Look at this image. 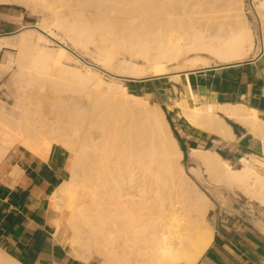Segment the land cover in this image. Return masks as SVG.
<instances>
[{"label":"bare ground","instance_id":"obj_1","mask_svg":"<svg viewBox=\"0 0 264 264\" xmlns=\"http://www.w3.org/2000/svg\"><path fill=\"white\" fill-rule=\"evenodd\" d=\"M244 0H0L45 10L37 29L0 38L14 65L13 104L0 99V164L17 145L46 157L54 145L73 154L71 177L51 200L72 256L98 264H197L213 242L214 203L186 173L184 152L165 112L116 78L74 61L42 33L61 30L94 58L137 80L233 65L264 54V0H255L262 38ZM35 31V32H34ZM56 36V35H55ZM44 44V45H43ZM139 62L142 64L140 65ZM113 68V67H112ZM114 68H116L114 66ZM120 68V69H119ZM174 73V74H173ZM170 107L198 129L232 139L220 113L258 130L243 105L199 104L185 93ZM264 147V145H263ZM70 154V153H69ZM189 172L223 204L240 195L264 208V157L232 163L215 148L190 149ZM0 264H23L0 247Z\"/></svg>","mask_w":264,"mask_h":264},{"label":"crops","instance_id":"obj_2","mask_svg":"<svg viewBox=\"0 0 264 264\" xmlns=\"http://www.w3.org/2000/svg\"><path fill=\"white\" fill-rule=\"evenodd\" d=\"M31 16L16 5L0 4V38H11L31 24ZM0 47V64L11 53ZM0 73V86L7 77ZM181 83L158 79L161 98L175 101L185 93L199 104L243 105L264 121V56L233 65L210 67L181 74ZM151 84V83H150ZM174 129L185 150L215 148L224 158L237 163L244 157H264V140L258 130L229 119L232 139L202 131L189 124L173 107ZM70 177V154L54 145L46 157L18 145L0 164V242L29 260L41 259L50 250V198ZM249 200H247V204ZM255 203V202H250ZM257 204V203H255ZM217 217L213 242L205 253L206 264H264V208L244 209L230 200ZM17 251V253H16Z\"/></svg>","mask_w":264,"mask_h":264},{"label":"rangeland","instance_id":"obj_3","mask_svg":"<svg viewBox=\"0 0 264 264\" xmlns=\"http://www.w3.org/2000/svg\"><path fill=\"white\" fill-rule=\"evenodd\" d=\"M243 5H244L245 10L248 12L249 22L251 23L253 30L256 28L258 30L259 35L262 38L263 37L262 36V23H261L256 5H255V0H244ZM17 7L20 10H22V12H25L32 17L31 18L32 24L27 29H35V30L40 31L37 28L40 27L39 22L41 19H43L44 15L46 14L45 10L40 9L39 12L35 13L29 9H26V8H23L20 6H17ZM51 20H52V18L49 17L46 19V22L49 25V27H51L53 29V32L56 36L51 35V33L47 32V30H45V32L42 31V33L50 40V42L52 44V46H49L50 48H54V47L57 48L59 46L64 47L68 51L70 57L74 60V61H71V60H67L66 58H62L61 61L63 64H65L67 62V63H70L72 66H75L74 62H78V67L81 71L84 70V68H83L84 66H89V67L95 69L97 72H99L105 78L106 81L109 80L110 78H116L119 82H121L123 85H125L127 87L129 92L134 93L136 95L144 96L146 99H148V101L151 104L159 105V107L162 108V110L165 112L167 120L169 121L171 128L175 134V129H174V125H173L175 115L173 112V108L170 107L169 104L164 102L163 99L161 98V95H159L160 84H154L160 78L163 79V81H168V79L170 77L169 75L165 76V77H160V78L149 77L146 79H137V80L128 78V77H126L125 73L118 70V66L116 64H114L113 66L108 65L106 62L99 60L102 58H94L92 55V52L94 49L93 45H89L87 49L75 45L67 36H65V34L61 30H58L51 25ZM18 35H19V33H18ZM18 35L17 34L12 35L11 39L16 38ZM13 36H16V37H13ZM11 53L13 56H16L18 51L12 50ZM258 55L264 56V54H260V53ZM249 60H251V59H248L247 61H249ZM139 64L141 65L142 63L139 62ZM114 66L116 68H114ZM212 67H216V66L213 65ZM17 69H18V67L16 65H14L0 86V99L7 102V103H10V104H13V99H12V95H11V91L14 89V87L12 85V78H13L14 72ZM182 150H183V148H182ZM183 152H184L183 164L185 166L186 173L208 195V197L214 203L213 213L215 214V219H214V221H212V223L215 225V223L217 221V217L219 216V214L222 211H224V210L228 211V210H232V209H230V207H228V209H227L226 206H224L226 204H223L220 200L215 198L212 195L209 188L207 187V185L202 181L201 178L197 177L196 175H192L189 172V166H190L189 157H188L189 151L184 150ZM69 153H70V177H71L72 170H73L72 168H73V161H74L73 157L74 156L70 151H69ZM224 195L229 197L230 200H233V201L237 202L238 204H240L244 209L247 207L250 210H254V208H256V206H257V204H255V203H248L247 204L248 199L241 197L240 195H236V196L233 195L232 196V195H228L225 192H224ZM52 202L53 201L50 199V205H51L50 206V216H51L50 225L52 226V228H51V241H50V244L52 246H50V250L46 253L45 256L41 255L42 258L38 259L36 261L29 260L23 254H17L15 256H19L23 260H25V259L28 260V262L30 264H71L72 261L78 262L80 264H98L97 262H94V261H92L90 263H84L80 260L75 259L72 256V250H71L70 245H69V239L68 238L64 239V235L62 234L61 226L59 225V223L55 224V222L60 221L61 216H60L59 212L55 211V209L52 207V204H53ZM0 247L9 254H12V253L15 254L14 250H12L10 247L6 248L5 245H3V243H1V242H0ZM16 253H17V251H16ZM12 256L14 258H16L14 255H12ZM205 256H206V254L203 256L201 261L197 264H206Z\"/></svg>","mask_w":264,"mask_h":264},{"label":"trees","instance_id":"obj_4","mask_svg":"<svg viewBox=\"0 0 264 264\" xmlns=\"http://www.w3.org/2000/svg\"><path fill=\"white\" fill-rule=\"evenodd\" d=\"M175 136L177 137V139L180 141V139H179V137H178V135L175 133ZM185 149L183 148V151H184ZM222 156H224L222 153H220ZM15 256V255H14ZM20 262H22L23 264H30L29 262H28V260H23V259H21L19 256H15ZM71 264H80V263H78V262H75V261H72L71 262Z\"/></svg>","mask_w":264,"mask_h":264}]
</instances>
